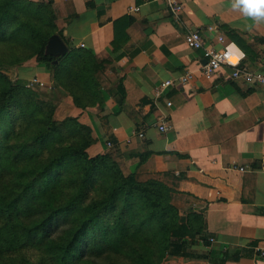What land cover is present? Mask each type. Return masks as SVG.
Here are the masks:
<instances>
[{
    "label": "crops",
    "instance_id": "0c3cea01",
    "mask_svg": "<svg viewBox=\"0 0 264 264\" xmlns=\"http://www.w3.org/2000/svg\"><path fill=\"white\" fill-rule=\"evenodd\" d=\"M30 1L50 2L53 34L67 50L82 47L103 62L96 73L102 102L80 108L63 95L55 118L75 117L91 129L90 156L111 150L125 173L170 185L181 215H202L209 243L188 239L163 264H264L255 250L264 248V84L231 77L229 65L210 80L201 74L204 48L223 45L219 34L233 61L264 72V25L246 27L251 22L229 0H177L178 21L164 0ZM189 30L200 33L202 48L187 46ZM187 72L192 78L179 84ZM6 73L39 78L45 84L35 91L48 95L50 73L35 57ZM165 79L175 82L156 97ZM162 120L165 131L155 126ZM143 151L151 154L140 163Z\"/></svg>",
    "mask_w": 264,
    "mask_h": 264
},
{
    "label": "trees",
    "instance_id": "16d2710c",
    "mask_svg": "<svg viewBox=\"0 0 264 264\" xmlns=\"http://www.w3.org/2000/svg\"><path fill=\"white\" fill-rule=\"evenodd\" d=\"M49 4L0 0V264H163L188 239L208 244L202 215H181L170 185L125 173L111 150L90 156L91 129L55 118L63 95L102 102L103 62L82 47L46 52ZM32 57L50 73L47 96L6 73Z\"/></svg>",
    "mask_w": 264,
    "mask_h": 264
},
{
    "label": "built area",
    "instance_id": "2783aa9c",
    "mask_svg": "<svg viewBox=\"0 0 264 264\" xmlns=\"http://www.w3.org/2000/svg\"><path fill=\"white\" fill-rule=\"evenodd\" d=\"M170 14L172 15L174 21H178L180 18V12L182 10V4L177 0H164ZM137 10L136 7H134ZM218 41L222 42L223 45L219 48L210 46L205 47L203 50V55L205 57V62L201 67L202 76L210 80L215 76L216 71L222 65H229L232 68L231 77L243 78L248 83H260L264 84V72L263 71H252L244 66H239L238 59L236 61L232 60L233 54L229 48L230 43H224L223 35L219 34L217 36ZM185 43L188 47L191 48H202L203 39L200 33L197 30H189L185 34ZM192 78L191 73L187 72L183 75H180L177 79V82L181 85L186 84ZM175 82L173 79H165L155 88V96H159L163 89L169 85H172ZM28 84L32 87L34 86H44V82L39 78L35 77L29 80ZM167 105H171L170 101H167ZM160 131H165L167 129L166 122L162 120L159 124L155 125ZM135 134L138 137H143V130L136 131ZM107 147H111L110 142L106 143ZM239 170H243L244 167H239ZM212 240V238H210ZM255 250L259 253L260 256L264 257V248L256 246Z\"/></svg>",
    "mask_w": 264,
    "mask_h": 264
},
{
    "label": "clouds",
    "instance_id": "9594fccd",
    "mask_svg": "<svg viewBox=\"0 0 264 264\" xmlns=\"http://www.w3.org/2000/svg\"><path fill=\"white\" fill-rule=\"evenodd\" d=\"M229 4L231 10L251 22L246 27L264 25V0H229Z\"/></svg>",
    "mask_w": 264,
    "mask_h": 264
},
{
    "label": "water",
    "instance_id": "95a60500",
    "mask_svg": "<svg viewBox=\"0 0 264 264\" xmlns=\"http://www.w3.org/2000/svg\"><path fill=\"white\" fill-rule=\"evenodd\" d=\"M66 45L61 41L58 35L52 34L46 45V52L51 55H64L67 52Z\"/></svg>",
    "mask_w": 264,
    "mask_h": 264
},
{
    "label": "bare ground",
    "instance_id": "6f19581e",
    "mask_svg": "<svg viewBox=\"0 0 264 264\" xmlns=\"http://www.w3.org/2000/svg\"><path fill=\"white\" fill-rule=\"evenodd\" d=\"M232 60H234V58L232 57Z\"/></svg>",
    "mask_w": 264,
    "mask_h": 264
}]
</instances>
